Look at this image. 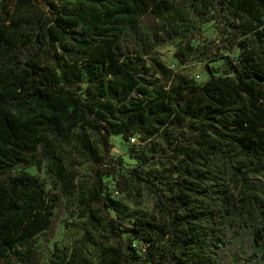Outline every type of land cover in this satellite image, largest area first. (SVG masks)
Returning a JSON list of instances; mask_svg holds the SVG:
<instances>
[{"label": "trees", "instance_id": "16d2710c", "mask_svg": "<svg viewBox=\"0 0 264 264\" xmlns=\"http://www.w3.org/2000/svg\"><path fill=\"white\" fill-rule=\"evenodd\" d=\"M11 1L0 0V264H264V53L255 48L264 0ZM212 9L244 38L224 70L198 82L167 67L157 47L189 38L188 13L205 23ZM175 45L181 59L195 48ZM77 127L97 132L104 150L85 143L81 236L56 262L69 179L52 139ZM182 129L201 139L175 163L152 177L128 169L153 195L151 211L104 193L112 133L169 144ZM217 156L237 161L230 184L212 169ZM40 161L49 184L26 169Z\"/></svg>", "mask_w": 264, "mask_h": 264}, {"label": "rangeland", "instance_id": "374dc122", "mask_svg": "<svg viewBox=\"0 0 264 264\" xmlns=\"http://www.w3.org/2000/svg\"><path fill=\"white\" fill-rule=\"evenodd\" d=\"M7 1L6 8L12 9L13 1ZM213 13H215L214 9L207 12L204 18H209V20L202 23L192 11L189 12L188 17L194 20L196 25L190 37L182 38V40H180V36L175 37L174 41L157 47L161 61L173 72H178L199 82L209 75L210 68L216 70L215 73L218 74L224 70L226 62L235 58L238 53L235 44L244 37L240 33L234 36L227 24L229 19L226 18L223 11L217 13L219 15L218 20L211 17ZM246 41L250 42L249 37ZM177 42H180L182 47L189 43L195 48L193 51L184 49L188 54L187 57L181 59L175 55ZM255 48L260 55L264 53L263 44H258ZM163 82V79H159V83ZM182 131L181 135L175 131L172 132L170 137L172 143L169 144H165L159 135L153 137L154 143L150 144L146 141H139L138 135H134L133 140L127 141L121 135H113L112 133L110 135L112 158L110 162L103 165L104 193L119 200L129 210L141 207L146 211H151L154 205L153 195L142 182L129 176L128 169L134 168L136 169L135 173L152 177L160 169L175 163L176 160L184 156L182 153L185 148L190 151V140L193 139V142H196L201 139L196 130L182 129ZM52 142V154L61 158L69 179L65 193L66 206L61 215L62 221L58 223L57 234L53 238L55 247L51 258L58 262L65 253L73 249L76 245L75 239H79L81 236V229L77 227L83 219L77 214L76 198L88 190L90 185L88 175L91 173L90 154L85 143L88 142L90 147L95 148L98 155H103L104 146L102 138L97 132L91 130L83 132L79 127L75 128L68 137L54 138ZM129 144L134 146V151L129 149ZM155 145L159 148L155 149ZM119 157L121 159L120 166L115 163L116 158ZM236 162V160L228 161L217 156L213 158L212 169L223 175L225 182L230 184L232 177L229 168ZM26 169L31 174L44 176L49 184L44 161L37 162L34 167H26ZM111 213L115 215L113 211ZM95 235L97 236V233ZM84 253L89 260H94V256H96L95 248L89 244L85 247Z\"/></svg>", "mask_w": 264, "mask_h": 264}, {"label": "built area", "instance_id": "2783aa9c", "mask_svg": "<svg viewBox=\"0 0 264 264\" xmlns=\"http://www.w3.org/2000/svg\"><path fill=\"white\" fill-rule=\"evenodd\" d=\"M131 140H133V138H131Z\"/></svg>", "mask_w": 264, "mask_h": 264}]
</instances>
